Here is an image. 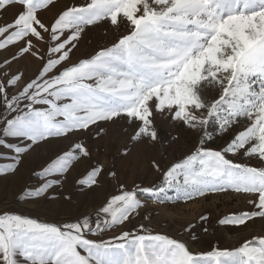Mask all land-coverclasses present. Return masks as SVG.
I'll return each mask as SVG.
<instances>
[{"label": "snow or ice", "instance_id": "snow-or-ice-1", "mask_svg": "<svg viewBox=\"0 0 264 264\" xmlns=\"http://www.w3.org/2000/svg\"><path fill=\"white\" fill-rule=\"evenodd\" d=\"M56 6L57 0H0V17L15 12L0 26V161H6L0 178L15 176L37 147L71 141L38 172L42 183L21 198L58 200L55 190L77 169L80 191L101 189L105 177L117 191L74 221L0 213V264H18L17 257L24 264H264V235L233 250L197 253L143 223L122 230L145 200L187 204L217 193L240 195L249 206L218 219L219 226L264 223V0H84L45 23L44 13ZM97 29L115 38L74 61V50ZM28 58L40 62L34 77L11 71ZM121 121L135 143L162 144L163 124L192 134L196 143L167 166L152 162L158 183L129 188L93 160L85 139H103ZM217 136L226 137L220 150L208 146ZM127 155L125 147L121 156ZM62 195L72 202L70 192ZM209 222L201 215L181 235L197 226L207 232Z\"/></svg>", "mask_w": 264, "mask_h": 264}, {"label": "rangeland", "instance_id": "rangeland-1", "mask_svg": "<svg viewBox=\"0 0 264 264\" xmlns=\"http://www.w3.org/2000/svg\"><path fill=\"white\" fill-rule=\"evenodd\" d=\"M84 0H57V6L43 15L45 23H51L58 12L66 5H80ZM15 15L10 11L0 17V26L9 22ZM115 33L107 36L97 29L86 34L84 40L77 50H74V61L88 57L98 44H108L115 38ZM3 57L0 56V60ZM20 69L24 73V78L29 79L36 75L40 69V62L31 58L13 63L12 72ZM0 112L3 108L0 107ZM161 135L164 137L163 143L152 145L148 143H135L130 140L132 135L130 127L123 121L119 125L108 127L103 133V139H97L94 135L85 137L87 145L93 152V160H98L106 171L115 170L120 180L128 185L129 188L135 184L149 186L159 182L160 174L155 172L152 162H159L162 166H167L174 160H179L185 153L193 150L196 137L188 132H183L170 125L163 124L160 128ZM179 134V141L170 143V139ZM76 139L75 137L73 138ZM226 137H215L209 147L220 150L225 146ZM68 143L44 144L36 148L31 155L24 158V161L15 176L0 178V213L5 210L11 213L23 215L46 223H61L64 221H74L77 217L93 213L104 199L117 191L116 182L111 181L110 177H105L103 187L95 192L80 191L76 181L81 178V170L77 169L71 175V179L63 182L62 188H57L55 194L59 196L56 201H49L47 198L39 203H32L23 200L22 193L25 189L38 187L42 181L38 178V172L46 166L49 158L53 156L59 148H67ZM127 147L128 155L122 157V151ZM233 159L239 160V157ZM244 162L251 166H260V162L247 157ZM6 161H0V165ZM19 177L21 183L14 178ZM18 183V184H17ZM70 192L72 202L66 203L62 193ZM145 208L133 224L122 230L137 231L141 223L145 224L148 232L152 234H166L172 238H180L188 242V246L193 252L209 251L215 247L220 249L233 250L240 246L245 239L264 235V223L250 222L249 226L242 228H230L219 226L218 219L242 209H248L246 200L237 194L217 193L206 198L198 199L187 204L182 202L175 203H154L145 200ZM9 204L8 207H3ZM201 215H208L210 222L207 225L208 231L205 232L197 226L193 233L183 234L182 226L190 222L195 223ZM148 216L149 220L144 217ZM119 230L109 232L104 238L111 239L118 235ZM191 235V239H190ZM83 254V253H82ZM18 264H24L21 257H17Z\"/></svg>", "mask_w": 264, "mask_h": 264}, {"label": "bare ground", "instance_id": "bare-ground-1", "mask_svg": "<svg viewBox=\"0 0 264 264\" xmlns=\"http://www.w3.org/2000/svg\"><path fill=\"white\" fill-rule=\"evenodd\" d=\"M26 159H27V157H26ZM18 178L19 177H15L14 180L16 179L18 181V183H21V179H18ZM8 206H9V204H5L3 207L5 208V207H8Z\"/></svg>", "mask_w": 264, "mask_h": 264}]
</instances>
